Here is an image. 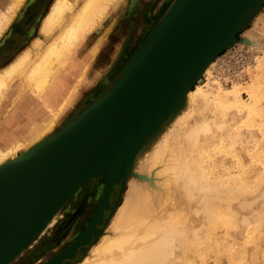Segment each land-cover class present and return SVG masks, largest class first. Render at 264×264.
Here are the masks:
<instances>
[{
  "label": "bare ground",
  "instance_id": "1",
  "mask_svg": "<svg viewBox=\"0 0 264 264\" xmlns=\"http://www.w3.org/2000/svg\"><path fill=\"white\" fill-rule=\"evenodd\" d=\"M117 1L118 0H53L48 11L43 16L40 25V32L44 34L46 38L50 39L42 46L43 39L37 36L30 43H25L19 47L0 67V114L3 112V104L8 101L6 99H9L11 91L9 92L8 89L10 84H12V87H19L22 85L28 88L30 92L29 96L26 98L20 97V99L14 103H12L13 100H10V109L6 110L2 118L0 116V122L1 120L2 122H8V124H16L17 122L16 127H18V129L23 126L25 127L26 124L33 125L31 131L32 138L29 144L26 145V150L33 151L40 146L54 127V122L58 113L64 109L75 95V85H77L79 77L84 75L86 64L89 59V55L86 52L84 55V57H86L84 62L81 58L78 59L75 54L81 49L84 52L86 45L81 46V42L88 33L100 23L107 14L109 8L115 5ZM22 2L23 0H0V33L13 19ZM3 3H5V6L2 8L1 4ZM172 4L171 2L167 5L161 17L170 10ZM17 28L20 27L17 26ZM223 34L225 33L222 32L220 34L221 39ZM15 43H11V47L12 44ZM127 62L128 58L123 60L122 64L125 65ZM210 64L211 60L205 57L195 68V71L199 72V74L204 72L208 73ZM77 74L78 76L76 78ZM180 80L175 90L178 88ZM196 88L197 89L193 90L191 87L187 86L173 103L172 115L165 117V121H162L163 115H160L156 122H153L133 145V156L130 162L125 165L127 182L131 184V186H129L131 187L130 194L127 193L128 195L126 196H128V198L125 202H123V199V205H120L122 207L118 212L116 211L117 214L114 215V217L112 216V229H109L111 231L99 236L97 243L91 247V250L89 249L90 254L85 256L83 258L84 260L77 264H198L191 257H188V253L191 252L192 249V243H194V241L203 243L204 240L208 238V234H212L217 219L222 220V223L226 225L228 231L230 229L233 231L232 227L235 226V215L229 211L230 208L228 204H230L232 200L230 197H235V193L234 195H228L230 192L226 190L227 188L225 186L229 184L225 183V181L223 185L219 183L221 181L215 184L213 177L209 175L211 171H209L208 168V171L204 169L203 163L207 159H205V156L209 152V146H211L210 136L216 137V133L212 132L213 127L215 129L213 125L215 124V118L211 113H217L218 109L221 107V104H219L220 101L222 103L223 101H225L224 103L227 101L229 106V101L231 105H234L237 100L235 101V99H232V101L229 95L228 97L225 96L227 98V100H225L224 95H222L223 93L215 92V95H211V91H202L199 86ZM252 92H256V87ZM230 107L231 106H229V108ZM205 115L207 117L210 115L212 122H207V118H204ZM162 123H164L165 126H162ZM156 131L158 136L156 135L157 138L151 142L145 153V159L141 161V158H138V154L143 144L145 145L147 141L149 142L151 136H153ZM208 131L211 133L210 136L206 134ZM14 134L16 133L11 129H1L0 131V139L2 140V144L0 145V165L7 163L8 160L14 157L13 153L18 147L24 145L21 141L22 139L16 137ZM242 139L244 138L242 137ZM219 144L220 143H218V145ZM252 146L254 147V145ZM212 158L213 157L210 159ZM209 165L211 164L209 163ZM119 169L120 168L116 166L115 172ZM238 175L235 174L234 176L233 174L232 176L234 177H230L233 180L230 181L234 183V178L236 176L238 178L240 176ZM217 176H214V178ZM218 177H220V175ZM220 178L223 179V176ZM226 179L228 180V177L225 178V180ZM237 181L235 182L238 183V185L246 183L240 180L241 183ZM242 181H244L243 176ZM232 182L228 187L232 186ZM260 182L263 181L261 180ZM260 182H258V185ZM219 184L222 190L226 188L225 191L229 199L225 196L228 199V202H225L226 200L223 197L225 193L223 195L218 193L220 194L218 195L219 199L217 197V200L212 201V199L209 200L210 198L208 197V199L204 201L205 207H210L211 209L210 211L208 208L207 213H210V217L212 215L216 217V220H214V217L211 219V221H214L210 222V225H208L210 219L207 221L201 217V220L199 218L200 216L195 215L193 210L194 207H196L195 201H198L196 198H200L199 194H197V187H200L199 191L201 188L209 191L211 186L216 187V185ZM233 185L235 187V184ZM241 185L240 187L242 189L246 186V184L244 186ZM259 186L262 187L261 184ZM237 187L239 189V186ZM218 189H220V187ZM222 190L221 193L223 192ZM202 192L203 190L201 193ZM216 192L218 191L216 190ZM255 192H258L257 189ZM96 195L94 196L96 197ZM197 195L199 197H197ZM205 196L207 195L205 194ZM248 198L250 197L248 196ZM254 198L255 196L253 199ZM239 199L240 197H238L237 200ZM208 200L209 202L212 201V203L208 204ZM233 200H236V198ZM233 200L232 204L234 205L236 201L233 203ZM216 201L219 203H216ZM232 204H230L231 208L233 207L235 211H241L246 215L245 212H247V210H239L241 208L237 209V207H239L237 203V207ZM89 205L92 206V203L90 202ZM197 205L198 207H204L202 203H198ZM204 210L206 211V209ZM197 212L198 211H196V213ZM243 214L240 213V215ZM200 215L203 216L204 214L202 213ZM238 216L239 214L236 216L237 221L241 219L240 216L238 220ZM247 216L249 217L248 214ZM54 219L55 217L52 220L54 221ZM99 220H101V217ZM82 224L83 221L80 222L78 227ZM239 224L241 223L239 222ZM79 233L80 234L76 238H79V243H85L93 236V231H86V228ZM232 234L235 235L236 231ZM200 235L204 236L200 237ZM179 241L183 243L186 242L189 246H187V248L185 247L184 250L180 248L181 250L179 249V251L177 249L179 248ZM212 246L216 247V245L213 244ZM247 246L249 245L247 244ZM247 246H245L244 250H246ZM68 253L72 254L73 249ZM14 254L3 264H6Z\"/></svg>",
  "mask_w": 264,
  "mask_h": 264
},
{
  "label": "rangeland",
  "instance_id": "2",
  "mask_svg": "<svg viewBox=\"0 0 264 264\" xmlns=\"http://www.w3.org/2000/svg\"><path fill=\"white\" fill-rule=\"evenodd\" d=\"M173 1L174 0H118L115 5L109 8L107 14L103 17L100 23L88 33L80 44L81 46L86 45L87 47L90 46L93 41L95 43L100 41L103 42L101 45V51H99L96 57H94L95 60L93 59L92 64L87 62L85 70L88 72V70L93 69L95 66L96 69L104 74L103 82L105 83L102 84L99 89L97 88L90 92V95L95 93V99H97L103 96L111 88L113 83L122 73L121 68L124 65L122 64V61L132 57L133 53L140 48L144 39L147 38L154 25L161 18L164 9ZM52 2L53 0H23L13 19L0 33V50L13 36L15 23L18 22L19 19L22 20L27 12L35 9H38V15L32 27L26 34L20 35L18 38L20 44L23 45L25 43H30L34 38L39 36L43 39L42 46H44L50 38H46V36L40 32V25L43 16L48 11ZM4 4L5 3L1 4L2 8L5 6ZM19 27L20 28L18 29L22 30V26L20 25ZM234 38L235 42L232 41L216 54L209 65L208 73H201L199 78L193 82L191 88L194 90L199 86L202 91H211V95H215V92H219L223 93L222 95H224L225 100H227L225 96L228 97V95L231 97V100H237L236 103L234 101V105H231V102L228 100L229 106H231L230 108L227 101L226 103H224L225 101H223V103L220 101L219 104H221V107L218 109L217 113H211L215 118V124H213L215 129L213 127L212 132L216 133V137L210 136L211 133L209 131L206 133L210 136L211 146H209V152L205 156V159H207L203 164L204 169L208 168L209 171H211L209 175L213 177L215 184L221 181L219 183L223 185L225 181V183L231 185L232 181L230 180H233L231 178H233L235 174L240 175H238V178L237 176L235 177L236 180L234 178V183L232 182L235 184V187L232 184L231 187H228L229 185L225 186L227 189L225 187L223 188L228 192L233 193H228L229 196L234 195L235 193V197H230L232 200L236 198V200H233V203L236 201L234 205L236 207L237 205L239 206L237 209L241 208L239 210H247V212H245L246 215H244L243 212H239L237 209L236 210L239 213L235 211L233 207H230V204H232L231 200L228 207L230 208L229 211L235 215V226L232 227L233 231L230 229L229 233L228 229H226V225L222 223V220L217 219L212 234H208V238H206L203 243H198V241L192 243V249L191 252L188 253V257H191L198 264H264V0L258 6L250 9L241 29L234 32ZM11 43L13 42H10L7 49L14 47L15 44H12L11 47ZM1 53L0 67L7 61ZM84 55L85 53L82 49L75 54L78 59H83ZM91 57L93 58V56ZM77 76L78 74L76 75V78ZM80 78L82 77H79L78 80H80ZM190 81L191 79H188L186 84ZM255 87L256 92H260L259 94L252 92ZM80 88L78 81L77 85H75V91L73 90L75 95L64 109L58 113L54 122V127L47 136H51V134H55L67 126L72 121L71 119H73V117L78 115L82 109L95 100L92 96H89V92ZM8 90L11 92L9 94V99H6L8 101L3 104V112L0 114L1 118L6 110L10 109L12 100V103H14L20 99V97L26 98L30 93L28 88L22 85L19 87H12V84H10ZM224 93L227 94L225 95ZM83 98H86L85 101H83ZM163 113L162 118L169 113L167 106ZM205 117L207 118V122H212L210 115L208 117L205 115L204 118ZM16 124H8V122H2V120L0 122V131L1 129L14 130V133H16L14 135L21 138V141L25 145L18 147L13 153L14 157L10 160L15 159L18 155L24 152L26 150V145L29 144L32 138L31 131L33 125L26 124L25 127L23 126L18 129ZM162 126H165V124L162 123ZM154 135L151 136L149 142L147 141L140 150L138 158H141V161L145 159V153L151 142L157 138V132ZM242 137L244 139H242ZM218 143L220 144L218 145ZM1 144L2 140L0 139V145ZM252 145H254V147ZM211 157H213L212 159L214 163L212 162V159H210ZM209 163L211 165H209ZM218 174L220 177L223 176V179L218 177ZM233 174L234 176H232ZM214 176H217L218 178H214ZM224 176L225 178L228 177V180L226 179L227 181ZM242 176L244 181H242ZM237 179L238 181L246 182V186H244L245 184L243 183L242 185H238V183L235 182ZM261 180L263 182H260ZM240 181L239 183H241ZM258 182H260L259 185L261 184L263 188L258 185ZM105 184L106 181L102 174L90 176L80 183L75 188V191L72 192L73 194L71 193L68 196L69 198L66 199L67 201L65 200L63 202L58 211H56L54 216L50 219L52 220L55 217L54 221L52 220V222L49 220L44 224L28 244L15 253L6 264H47L57 255L69 248L76 241V238L80 234L79 232L87 228L95 217L104 198ZM221 185H216V187L211 186L209 191L202 188L199 191L200 187H197V194H199L200 198H196L198 201H195L196 207H194L193 210L195 215L200 216L199 218L201 220L202 218L207 221L210 219L208 225H210V222L216 220V217L212 214L213 217H210V213H207L208 208L210 209V207H205L204 201L207 200L208 197L210 198L209 200H217V197L219 199L218 195H223L224 193L223 197L226 200L225 202H228L229 199L225 189L222 190ZM236 185L239 186V189ZM240 185L244 186L243 189ZM129 186H131V184L127 182V178L124 174L117 176L116 180L112 183L108 203L103 209L102 221L94 226L91 240L87 244L79 246L75 250L74 256L65 258L59 264H77L82 262V260H84L83 258L90 254L91 247L97 243L99 236L111 231L109 230L112 229L111 220L122 207L120 205H123V202L128 198L126 195L130 194L131 187ZM219 187L220 189H218ZM256 189L258 192H255ZM202 190L203 192L201 193ZM221 190L223 191L222 193ZM205 194L207 196H205ZM94 195H96V197ZM199 196L197 195V197ZM225 196H228V199ZM248 196L250 198H248ZM252 196H255V198L253 199ZM238 197H240L239 200H237ZM209 200L208 204H211L212 201L209 202ZM90 202L92 203V206L89 205ZM219 202L216 201V203ZM198 203H202V206L204 207H201L200 205V207H198ZM204 209H206V211ZM196 211L198 212L196 213ZM202 213L204 214L203 216L200 215ZM240 213L243 215H240ZM237 214H239L238 220L241 216V221H237ZM214 217L215 219L211 221ZM82 221L83 224L78 227ZM239 222L241 224H239ZM234 231H236L235 235L232 234ZM203 236L204 235H200V237ZM212 244L216 245V247H213ZM247 244L250 247L247 246ZM187 246H189V244L186 242L183 243L179 241V248L177 249L179 250L181 248L184 250ZM245 246H247L246 250H244Z\"/></svg>",
  "mask_w": 264,
  "mask_h": 264
},
{
  "label": "water",
  "instance_id": "3",
  "mask_svg": "<svg viewBox=\"0 0 264 264\" xmlns=\"http://www.w3.org/2000/svg\"><path fill=\"white\" fill-rule=\"evenodd\" d=\"M262 1L174 0L103 96L35 150L0 165V264L28 244L80 183L102 174L104 198L86 228L93 231L102 221L113 181L127 176L133 145L166 106L165 117L172 115L177 97L200 76L195 68L234 41L250 9ZM91 238L76 239L47 264L74 256Z\"/></svg>",
  "mask_w": 264,
  "mask_h": 264
},
{
  "label": "crops",
  "instance_id": "4",
  "mask_svg": "<svg viewBox=\"0 0 264 264\" xmlns=\"http://www.w3.org/2000/svg\"><path fill=\"white\" fill-rule=\"evenodd\" d=\"M102 43H103L102 41H100L98 43H95L93 41L91 43L92 46L90 45V46L86 47V49L84 50V53L86 52L89 55V59H88L87 62H90V64H92L94 57H96L97 53H99V51H101ZM93 49H94V51H93ZM91 56H93V58ZM85 58L86 57H83V59H82L83 62H84ZM80 79H81V80H79V85L81 87L80 89H82V90L84 89L87 92H89V96H92L93 99H95L96 94L93 93V94L90 95V92H92L93 90H96L97 88L99 89L101 87V85L105 83V82H103L104 74L101 73L100 70L96 69L95 66L93 67V69L88 70V72H87V70H85L84 71V75ZM83 99H84L83 101H85L86 98H83ZM75 117H73V119ZM73 119H71V120H73Z\"/></svg>",
  "mask_w": 264,
  "mask_h": 264
},
{
  "label": "flooded vegetation",
  "instance_id": "5",
  "mask_svg": "<svg viewBox=\"0 0 264 264\" xmlns=\"http://www.w3.org/2000/svg\"><path fill=\"white\" fill-rule=\"evenodd\" d=\"M38 9L31 10L26 13L24 18L22 20L19 19L18 22L15 23L14 25V30H13V36L6 42V44L3 46V48L0 50V53L3 55L4 59H9L19 47L22 45L20 44L19 41V36L26 34L27 31L32 27L37 15H38ZM22 26V30H19L17 26ZM18 38V39H17ZM14 39V40H13ZM10 42H16L14 47L7 49V46L10 45Z\"/></svg>",
  "mask_w": 264,
  "mask_h": 264
}]
</instances>
